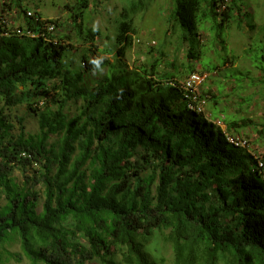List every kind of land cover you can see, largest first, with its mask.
<instances>
[{
  "label": "trees",
  "instance_id": "trees-1",
  "mask_svg": "<svg viewBox=\"0 0 264 264\" xmlns=\"http://www.w3.org/2000/svg\"><path fill=\"white\" fill-rule=\"evenodd\" d=\"M33 1L0 0V264H165L151 256L157 240L171 249L173 264H264V154L241 131L253 126L264 140V124L221 119L226 109L202 88L208 73L193 69L206 23L212 45L226 52L223 31L235 18L250 19L242 0H171L168 35L189 47L181 81L175 60L160 69L167 53L155 42L135 71L91 59L102 33L88 17L90 0L66 3L63 23L44 19ZM127 1L116 46L103 54L122 57L133 46L128 14L143 10L144 0ZM76 44L93 51L72 68L64 58ZM244 53L264 85V32ZM230 57V64L237 58L207 71ZM104 66L107 73L93 80ZM193 75L204 78L187 87ZM243 76L224 79L240 87ZM203 102L216 103L210 115ZM18 106L36 116V133L20 117L13 133L5 112ZM14 243L18 251L10 250Z\"/></svg>",
  "mask_w": 264,
  "mask_h": 264
},
{
  "label": "rangeland",
  "instance_id": "rangeland-1",
  "mask_svg": "<svg viewBox=\"0 0 264 264\" xmlns=\"http://www.w3.org/2000/svg\"><path fill=\"white\" fill-rule=\"evenodd\" d=\"M73 0H34L30 3V6L38 5V10L42 13L44 19L58 20L59 23H63L68 20V12L64 8L66 3H71ZM90 10L88 12V17L91 20V25L98 28L102 37L101 40L96 42L98 48L95 50L97 53H89V57L97 58L98 60H108L109 66L118 64L125 68L127 71L138 70V67L146 64L148 57V50L153 46L152 42H155L154 47H157V51L161 48L167 53V57L161 58L163 69L166 62H171L175 60V65L178 66V72L183 73V78L178 79V81L186 78V71L180 69L181 63L188 65L190 61L186 59L187 50L189 47L181 43L178 46V35H168V30H172L174 24L167 22L166 17L170 13L171 0H144L143 10L138 9L137 13L128 14L129 19H132L133 27L137 32L134 37L133 46L128 49L124 56L116 57L114 56V51L110 55L103 54L105 48L114 49L116 46L115 37L118 33V24L123 21L121 16L124 12L123 9L127 7V0H90ZM135 1V0H134ZM242 12L249 13L251 15L250 19L247 16H241L239 21L235 18V22L231 23L228 30L223 31V39L226 42L227 51H220V47L217 43L212 45L214 40L213 33H210L209 23H206L204 29H200L198 42L195 48L199 57L198 61L193 62V69L196 71H204L208 73L207 79L202 85L204 91H211L214 93V100L217 101L218 108L221 110L226 109V114L221 115V119H227L230 115L236 117L237 120H241L240 117H245L253 121L257 127L260 129L261 124H264V85H262L258 79L261 77V73L254 69L250 60L244 53L251 44V42L259 41L260 38L263 39L264 32V0H242L240 3ZM129 7V5H128ZM131 8V7H130ZM130 8H127L129 10ZM236 17V15H235ZM239 24V26H238ZM251 25L252 27H249ZM176 28V27H175ZM63 32V30H62ZM168 35L167 38L164 34ZM170 34V33H169ZM188 38L193 39L188 33ZM262 35V36H261ZM261 36V37H260ZM106 38L109 40L107 41ZM253 39V40H252ZM155 40V41H153ZM214 42V41H213ZM211 45V46H210ZM200 46V48H199ZM213 46V47H212ZM76 51L72 52L70 57L66 55L64 62L71 63L72 68L79 67L80 64V54L87 49L92 50L93 48H88L90 46H85L81 44H76ZM158 54V52H157ZM157 56V55H156ZM228 56H236V60L230 64L232 57L228 58L225 66L217 68L215 73L210 70L215 66H222L224 63V58ZM63 61V60H62ZM119 63H118V62ZM229 62V63H228ZM161 66V65H160ZM201 67V70H200ZM232 67V69H228ZM108 71V67H102L95 71L91 76L93 80L101 79ZM223 71H225L223 73ZM167 75L171 73H176L175 71H167ZM235 72L236 76L239 73L243 74V82L239 84L237 81L231 80L230 78H225V73ZM252 79L254 82H252ZM88 80V78L86 79ZM254 94V95H252ZM252 95V96H251ZM249 99L248 102L245 99ZM213 100V99H212ZM210 99V101H212ZM79 105V103H78ZM205 102H203V106ZM216 105L215 102L206 103L205 112L207 115L211 114L212 109ZM2 104H0V108ZM44 105L40 108L44 109ZM65 113H69L73 116L76 111V106L72 105ZM5 114L11 116V123L13 125V133L18 132V124L16 123L15 117H20L23 119L24 126L26 127V132L36 133L38 131V120L36 116L28 113L25 106H18L6 111ZM216 125L220 124V121H215ZM221 128L225 130V125L221 122ZM252 128L241 129L242 135H248L249 141L253 144L252 148L258 150L261 154H264V140L257 139L258 134ZM53 138L49 142H51ZM15 176L20 177V173L15 171ZM84 243L85 241L81 239ZM163 250L161 251V248ZM18 244L14 243L10 250L18 251ZM151 256L164 258L165 264H173V257L171 249L168 245H164L163 240L154 241L150 248ZM6 264H28L25 260L21 262H16L11 260Z\"/></svg>",
  "mask_w": 264,
  "mask_h": 264
},
{
  "label": "built area",
  "instance_id": "built-area-1",
  "mask_svg": "<svg viewBox=\"0 0 264 264\" xmlns=\"http://www.w3.org/2000/svg\"><path fill=\"white\" fill-rule=\"evenodd\" d=\"M50 30H52V27L49 28ZM204 77H201L199 75H193L191 76V78L189 79L188 83H187V87H192V86H196L199 85Z\"/></svg>",
  "mask_w": 264,
  "mask_h": 264
}]
</instances>
